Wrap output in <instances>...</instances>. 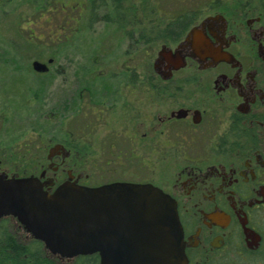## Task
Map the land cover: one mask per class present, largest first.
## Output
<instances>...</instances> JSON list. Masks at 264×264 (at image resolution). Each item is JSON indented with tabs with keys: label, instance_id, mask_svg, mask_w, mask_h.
I'll use <instances>...</instances> for the list:
<instances>
[{
	"label": "flooded vegetation",
	"instance_id": "flooded-vegetation-1",
	"mask_svg": "<svg viewBox=\"0 0 264 264\" xmlns=\"http://www.w3.org/2000/svg\"><path fill=\"white\" fill-rule=\"evenodd\" d=\"M194 10L159 40L167 59L155 67L159 49L145 71L114 73V102L67 103L65 133L22 147L43 151V161L0 172L50 181V193L66 181L151 183L177 205L186 264H264V0H208ZM193 29L206 49L187 41ZM8 233L23 248L2 243ZM35 240L16 217L0 218L2 264H41L22 251ZM42 250L47 264L85 256Z\"/></svg>",
	"mask_w": 264,
	"mask_h": 264
},
{
	"label": "rangeland",
	"instance_id": "rangeland-1",
	"mask_svg": "<svg viewBox=\"0 0 264 264\" xmlns=\"http://www.w3.org/2000/svg\"><path fill=\"white\" fill-rule=\"evenodd\" d=\"M61 1L66 6L58 9L59 12L71 19L82 12L83 2L89 9L90 0ZM125 1L134 11L135 27L143 17L147 21L163 13L174 17L208 2ZM38 3V0H0V165L3 169L11 167L9 172L16 167L21 171L36 166L23 161L31 160L28 154H22L24 143L30 145L31 152L36 144H49L54 134L65 133L67 103L114 102L116 75L125 70L129 75L133 67L145 71L161 49V42L130 46L133 41L115 23L107 27L100 21L90 26L87 10L79 24L73 21L67 33L69 40H64L66 35L60 42L36 40L38 36L31 32L30 23ZM37 31L44 32L46 28ZM28 32L31 33L27 36ZM129 52L132 55H127ZM36 61L45 63L48 70L36 71L33 68ZM106 79L110 81L111 91L101 88Z\"/></svg>",
	"mask_w": 264,
	"mask_h": 264
},
{
	"label": "water",
	"instance_id": "water-1",
	"mask_svg": "<svg viewBox=\"0 0 264 264\" xmlns=\"http://www.w3.org/2000/svg\"><path fill=\"white\" fill-rule=\"evenodd\" d=\"M203 40L195 29L187 37L206 49ZM169 54L162 47L155 67ZM183 66L181 56L174 68ZM33 68L43 72L48 67L36 61ZM45 184L52 182L0 172V218L16 217L51 253L68 258L97 253L99 264L187 263L177 205L159 187L133 182L90 187L66 181L50 193Z\"/></svg>",
	"mask_w": 264,
	"mask_h": 264
},
{
	"label": "trees",
	"instance_id": "trees-1",
	"mask_svg": "<svg viewBox=\"0 0 264 264\" xmlns=\"http://www.w3.org/2000/svg\"><path fill=\"white\" fill-rule=\"evenodd\" d=\"M38 1V7L36 10H34L31 16L32 22L30 24L33 25V27H31V32L38 36L37 38H35L36 40H44L45 43H49L52 40H57L58 42H60L62 40V36L66 35L65 37H67V33L69 32V28L73 24V21L74 23L79 24L84 16L83 12L86 10L88 11V23H90V26L100 21H102L107 27H110L111 23H115L118 28L124 29L127 37L138 36L139 38H142L151 35L153 38L151 42L153 43H159V40L167 39L169 34L178 32L185 23L190 22L193 17L198 14V10H194L191 8L174 17H167V13H163V15H156L153 19H150L148 21L147 18L143 17L141 21L139 20L136 22L137 27H135L133 24L135 20L133 15L134 11L131 10L130 6L126 4L125 0H90L89 9H87L88 6L83 2V10L81 13L76 14L75 19H71L66 14L59 12L58 9L61 10L66 6V3L62 2L61 0ZM57 10L58 14H56ZM43 26H45L46 31L38 33L37 28H43ZM30 33L28 32L27 36ZM64 40H66V38H64ZM147 42L149 41L131 42L130 46L133 43L135 45L147 46L150 43ZM109 84L110 82L106 80L104 81L102 85L103 87L101 88L104 91H111V87ZM27 154L31 160L28 159L23 161H26L29 165L42 162L45 158V154L43 152H39L38 154H36L35 158L30 153ZM1 241L2 243H9V245H13L18 250H20V248H23L21 246H17L18 243L13 237L9 236V233L6 234V236L1 237ZM42 246V241L35 240L26 246L24 245L25 248L22 249V251L24 253L33 254V258H36L41 262V264H47L49 260L44 256V250H42ZM35 254L36 257H34ZM2 261L3 256L0 257V264H2ZM98 262L99 255L95 253L79 258L76 264H98Z\"/></svg>",
	"mask_w": 264,
	"mask_h": 264
}]
</instances>
